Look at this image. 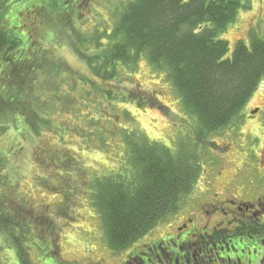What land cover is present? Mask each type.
Here are the masks:
<instances>
[{
    "label": "trees",
    "instance_id": "16d2710c",
    "mask_svg": "<svg viewBox=\"0 0 264 264\" xmlns=\"http://www.w3.org/2000/svg\"><path fill=\"white\" fill-rule=\"evenodd\" d=\"M242 6L240 0H189L187 4L134 0L101 28L95 24L82 29L80 24L78 30L79 12L74 15L59 8L50 11L45 27L27 26L22 20L18 25L17 19L11 28L0 26V138L8 133L16 136L9 142L12 153L4 145L0 150V234L15 248L21 264L32 263L27 245L38 240L48 243L51 234L57 257L61 254L54 227L48 228L46 236L45 229L27 224L23 211H33L36 205L21 195L12 177L17 170H6L9 160L3 157L18 156L31 135L51 134L35 154L37 165L55 171L53 184L37 182L48 190L58 191L68 186V177L74 178L61 168L78 162L75 146L65 142L66 135H73L81 149H90L84 143L101 151L113 147L114 170L88 186L113 255L144 241L190 204L205 156L216 144L211 137L238 125L264 79V38L253 34L250 48L239 42L231 57L230 44L220 39L237 21ZM68 34L75 36L78 54L86 61L88 71L81 73L80 81L73 74L77 69L53 67L63 43L59 39ZM141 60L167 75L185 113L197 121L190 138L175 151L138 135L136 128L116 131L120 118L110 110L114 100L141 109L158 100L135 78ZM117 134L116 144L107 143ZM50 204L54 208L50 218L68 210L61 200ZM50 204L38 210L43 214ZM49 251L48 256L54 257L53 249Z\"/></svg>",
    "mask_w": 264,
    "mask_h": 264
},
{
    "label": "rangeland",
    "instance_id": "374dc122",
    "mask_svg": "<svg viewBox=\"0 0 264 264\" xmlns=\"http://www.w3.org/2000/svg\"><path fill=\"white\" fill-rule=\"evenodd\" d=\"M131 1L134 0H103V5L98 10L83 11L85 14L75 23L76 27L81 26L80 24L83 25L82 29L85 28L84 26L91 29L95 24L100 28L104 27L105 21L110 22L116 20L118 13L121 12L120 10H122L125 4ZM240 2L243 6L239 12L237 21L220 35V39H224L230 44L228 57L232 56L239 42L245 43L250 48L251 36L253 34L264 38V0H240ZM87 16L88 19L82 22L83 18ZM78 30H80V27H78ZM59 40H62L63 43L59 48L60 52L57 54V58L53 62L55 63L53 67L55 66L58 69L66 66L71 72H73L72 69H77V73L73 72V74L75 75L76 81H80L83 78V74L81 73L87 70V68L84 65L86 61L78 54L77 39H75L74 35L70 37L68 34L64 39ZM137 70L138 72L135 74V78L139 82V85L147 93H153L158 100L153 101L154 105L149 101L148 104L152 106H144L142 109L134 104L119 103L117 100H114L112 105H110V110H112L111 112L113 114H118L120 118L119 129L116 131L120 134V131L123 129L129 131L130 129L134 128L135 130L136 128L135 132L138 135H143L150 141L162 143L175 151L181 142L190 138L197 121L194 118L190 119L185 113L181 99L175 92L172 82L164 72H156L146 64L145 60H141ZM263 102L264 79L247 106L250 104L260 105ZM52 118H54V115ZM59 118L62 119L61 117ZM65 118L66 115L63 119ZM240 120H242V117ZM128 123H130V127ZM116 125L118 126V123ZM72 126L74 127V122ZM57 132L55 129L53 133L56 134ZM118 134L108 139L107 143L111 145L116 144ZM10 135L8 133L7 136L0 138V150L4 145L7 151L12 153L14 148L10 147L11 144L9 142L15 139L16 136L12 137L13 134ZM34 135L28 137L23 149L19 152L16 149L18 156L12 155L13 159L12 157L10 159L3 157L5 160H9V166H7L6 170L8 169L11 172L17 170V174L12 173V177H16L15 182L21 195L31 202L33 201L36 205L33 211H30L29 208L23 211L27 216V224L31 223V228L45 229L46 236L48 234V228L54 227L56 229L55 237L59 236L58 246L61 249L60 257H57L58 248L54 246L55 243L53 240L55 238L52 237V234L48 243H43L41 240H38L35 242V245H27V250L32 261L31 264H99L101 262V264H112L111 261L110 263L108 261L113 254L104 236L100 215L92 205V191L88 186H92L91 184L94 180L114 170L112 168L115 167L117 155L113 151V147L106 146L107 150L101 151L100 149H95L93 144L84 143L90 149L86 147L81 149L73 135H66L65 142L70 144V146H75L74 150L77 154L78 162H74V164L69 162L65 166L61 165V168L64 172L72 174L74 178L69 179L68 177V186H64L58 191L52 188L48 190L42 185L39 186L37 182L39 180L42 183L49 181L53 184L55 171L51 167L37 165L35 162L37 160L35 154L40 147L45 146L46 140L51 139V134L44 135L41 138ZM225 135L226 133L216 135L215 137H211L210 140L221 143V140L225 139ZM254 141L255 139H249L247 141L249 146L248 150L256 149ZM206 144L207 147H211L212 145L210 141ZM15 148H18V146ZM211 149L212 151L205 156L202 164L203 171L194 189V197H191V199L193 198L192 201H195L199 197L206 180L210 179L212 181L214 179L215 174L219 172L221 166L226 160L228 161V153H231V150H227L228 153L225 154L224 150L220 149L216 144ZM233 152H236V150H233ZM235 160L238 161L237 158ZM61 182L63 183L64 181L61 179ZM55 194L58 199H55ZM60 200L65 203L68 210L60 217L57 215L54 217L55 219L50 218L51 215L54 216L53 204H50V202H60ZM192 201L189 206L193 204ZM46 204L51 205V208L46 210L47 212L44 210V208H47ZM43 206H45L43 208L45 212L42 214L39 210ZM0 246L2 264H21L15 248L8 245L5 237L1 234ZM50 248L53 249L52 253L54 257L52 255L48 256Z\"/></svg>",
    "mask_w": 264,
    "mask_h": 264
},
{
    "label": "flooded vegetation",
    "instance_id": "af4514ba",
    "mask_svg": "<svg viewBox=\"0 0 264 264\" xmlns=\"http://www.w3.org/2000/svg\"><path fill=\"white\" fill-rule=\"evenodd\" d=\"M102 5L103 0H0V26L11 28L17 19L18 25L22 20L27 26L45 27L56 8L81 17ZM241 117L221 143L215 142L231 153L214 179L206 180L201 197L158 232L105 261L264 264V102L246 106ZM249 139H255V150H248Z\"/></svg>",
    "mask_w": 264,
    "mask_h": 264
},
{
    "label": "snow or ice",
    "instance_id": "6c2138e0",
    "mask_svg": "<svg viewBox=\"0 0 264 264\" xmlns=\"http://www.w3.org/2000/svg\"><path fill=\"white\" fill-rule=\"evenodd\" d=\"M180 3H184V4H187L189 3V0H179ZM161 264H163V262L161 261Z\"/></svg>",
    "mask_w": 264,
    "mask_h": 264
}]
</instances>
